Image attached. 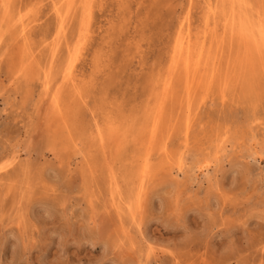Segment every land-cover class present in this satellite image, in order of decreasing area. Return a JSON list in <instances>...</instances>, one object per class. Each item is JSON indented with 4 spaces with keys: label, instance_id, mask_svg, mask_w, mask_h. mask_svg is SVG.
I'll use <instances>...</instances> for the list:
<instances>
[{
    "label": "rangeland",
    "instance_id": "1",
    "mask_svg": "<svg viewBox=\"0 0 264 264\" xmlns=\"http://www.w3.org/2000/svg\"><path fill=\"white\" fill-rule=\"evenodd\" d=\"M263 12L264 0H0V264H264V50L238 19ZM180 37L189 68L164 101Z\"/></svg>",
    "mask_w": 264,
    "mask_h": 264
},
{
    "label": "bare ground",
    "instance_id": "2",
    "mask_svg": "<svg viewBox=\"0 0 264 264\" xmlns=\"http://www.w3.org/2000/svg\"><path fill=\"white\" fill-rule=\"evenodd\" d=\"M85 1V0H84ZM90 1V0H89ZM7 2V1H6ZM63 2V1H62ZM76 2V1H75ZM92 2V1H91ZM239 2V1H238ZM70 3V1L68 2V4ZM77 3V2H76ZM85 3V2H84ZM230 3V2H229ZM240 3V2H239ZM243 3V2H242ZM9 4V3H8ZM72 4V3H71ZM247 4V3H246ZM7 4H5L4 6H6ZM65 5V4H64ZM91 5H92V3H91ZM240 5V4H239ZM243 5H245L244 3H243ZM254 5V4H253ZM8 6V5H7ZM70 6V5H69ZM68 6V8H71V7H69ZM72 6V5H71ZM236 6V5H235ZM76 7V6H75ZM257 7V6H256ZM7 8V7H6ZM66 8V7H65ZM68 8H66V9H68ZM238 8V7H237ZM239 8H241V7H239ZM247 8H249V7H247ZM3 9V8H2ZM88 9V8H87ZM231 9V8H230ZM254 9H255V7H254ZM6 10V9H5ZM235 10H237V9H235ZM240 10H242V9H240ZM63 11V10H62ZM70 11V10H69ZM80 11V10H79ZM66 12V11H65ZM83 12V11H82ZM229 12V11H228ZM238 12V11H237ZM240 12V11H239ZM238 12V13H239ZM67 13H70V12H67ZM79 13V12H78ZM87 13V12H86ZM92 13V12H91ZM252 13V12H251ZM264 13V12H263ZM5 14V17H6V15H7V13H6V11H4V13H3V15ZM29 14V13H28ZM66 14V13H65ZM225 14V13H224ZM230 14V13H229ZM242 14H244V13H242ZM73 15H74V13H73ZM86 15H88L89 16V14H86ZM257 15V14H256ZM69 16V15H68ZM70 16H71V13H70ZM229 16V15H228ZM238 16V15H237ZM243 17H241V16H239L238 17V19L240 20L239 22V24H241V28L243 29L242 31H243V34L241 33V36L242 35H244V38H245V42L246 41H248V43H249V47L251 46V48H256V45H257V43L258 42H261L262 44H263V50H264V24L262 23V20H261V17L260 18H257L255 21H254V19H252V17L250 18H248V16H247V14L245 13V15H242ZM85 18V20H86V16H84ZM224 17V16H223ZM230 17H232V15L230 16ZM240 17H241V19H240ZM244 18V19H243ZM254 18V17H253ZM64 19H65V16H64ZM66 19H68V18H66ZM87 19H88V17H87ZM63 20V19H62ZM80 20H81V18H80ZM89 20V19H88ZM88 20H86L87 22H88ZM184 20H185V18H184ZM233 20H235V19H233ZM237 20V19H236ZM85 21V22H86ZM187 21V20H186ZM227 21V20H226ZM225 21V23H227ZM230 21H232V18H231V20ZM16 22H18V23H20V25H21V27L19 28V29H21L20 31L25 35V33H28L27 31L29 30V25L26 23H22L21 21H20V19L18 20L17 19V21ZM81 22V21H80ZM238 22V21H237ZM237 22H236V24H237ZM18 23H17V25H18ZM63 23V22H62ZM182 24H183V22H181ZM233 23V22H232ZM83 24V23H82ZM182 24L180 25V26H182ZM238 24V25H239ZM87 25V24H86ZM231 25V24H230ZM235 25V24H234ZM12 26V25H11ZM15 28H17L16 27V24L15 25H13ZM229 26V25H228ZM84 27V28H83ZM78 28H79V26H78ZM82 28L83 29H86V27H85V24H84V26L82 25ZM81 28V29H82ZM88 28V27H87ZM179 28V27H178ZM181 28V27H180ZM227 28V27H226ZM231 28H235V27H231ZM89 30H90V28H88ZM230 29V28H229ZM229 29H226V30H229ZM235 30V29H234ZM240 29H238L237 31H239ZM19 31V32H20ZM81 31V30H80ZM79 31V32H80ZM232 31V30H231ZM87 32V31H86ZM180 32V31H179ZM233 32H236V31H232V33ZM240 33V32H239ZM84 34V33H83ZM181 34V33H180ZM234 34V33H233ZM26 35H29V34H26ZM178 35V34H177ZM232 35V34H231ZM237 35V34H236ZM22 36V35H21ZM20 36V37H21ZM84 36V35H83ZM80 37V39L78 40V46L81 44V42H82V40L85 42V40H84V37ZM219 36V35H218ZM235 36V35H234ZM238 36H240V35H238ZM19 37V38H20ZM24 37V36H23ZM59 37V36H58ZM62 37V36H61ZM232 37V36H231ZM20 39H22V40H24L22 37L20 38ZM88 39V38H87ZM240 39V38H239ZM242 39H243V37H242ZM220 40V39H219ZM218 40V41H219ZM222 40V39H221ZM237 40V39H236ZM235 40V41H236ZM223 41V40H222ZM87 42V41H86ZM85 44V43H84ZM185 44H186V42H185V38L184 37H180V38H177V41H176V44H175V46H174V51H172L173 52V56H172V61H171V70H170V75H168V77H169V79L168 80H166L167 81V83L165 84V90L163 89L162 91H164V97H165V99H164V97H163V99H164V101L167 99V95H168V93H169V90H170V87H171V83H172V80L174 79V77L176 76V73H177V71H178V69H181V68H185L184 70H187L188 68H189V63H188V58H187V56L185 55ZM222 44V43H221ZM231 44V43H230ZM222 45H224V43L222 44ZM197 46V45H196ZM219 46H220V44H219ZM258 46V45H257ZM262 47V46H261ZM71 48V47H70ZM75 48V47H74ZM81 48V47H80ZM79 48V49H80ZM199 48V47H198ZM260 48V47H259ZM78 49V50H79ZM191 50V49H190ZM223 50V49H222ZM250 50V49H249ZM24 51V50H23ZM80 51V50H79ZM255 51V50H254ZM257 51H258V49H257ZM22 52V51H21ZM244 52H245V49H244ZM69 53V52H68ZM76 53H78V51L76 52ZM252 53V52H251ZM72 54V53H71ZM74 54V56H75V53H73ZM254 54V53H253ZM246 55V54H245ZM244 55V56H245ZM248 55V54H247ZM249 55H251V54H249ZM248 55V56H249ZM263 55V54H262ZM25 56V55H24ZM24 56H23V58H24ZM30 56V55H29ZM67 56V55H66ZM72 57V58H70L69 59V63H67V66L65 67V69H64V71L62 70V72L64 73L63 74V76H62V80L61 81H63L66 85L67 84H69L70 86H71V84H73L74 82H75V80H76V77H77V75H75V73H74V71H75V57ZM243 56V55H242ZM32 57V56H31ZM222 57V56H221ZM23 58H21V59H23ZM30 58V57H29ZM53 58V57H52ZM69 58V57H68ZM201 58V57H200ZM256 58V57H255ZM98 59V58H97ZM192 59V58H191ZM195 59V58H194ZM213 59V58H212ZM222 59V58H221ZM29 60V59H28ZM71 60V61H70ZM256 59H254V63L256 62L255 61ZM21 62H22V64H23V61L22 60H20ZM49 61V60H48ZM54 61V60H53ZM244 61H248V59H247V57L245 56L244 57ZM258 61V60H257ZM64 62H65V60H64ZM25 63H27L28 64V62H25ZM221 63V62H220ZM245 63V62H244ZM27 64H25V65H27ZM92 64V63H91ZM95 64V63H94ZM256 64V63H255ZM194 65V64H193ZM23 66V65H22ZM21 66V67H22ZM51 66V65H50ZM63 66H64V64H63ZM195 66V65H194ZM241 66V65H240ZM19 67H20V64H19ZM259 67V66H258ZM195 68H196V66H195ZM194 68V69H195ZM20 69V68H19ZM22 69V68H21ZM20 69V70H21ZM105 69V68H104ZM191 69H192V67H191ZM194 69H192V70H194ZM254 69V68H253ZM252 69V70H253ZM22 71V70H21ZM20 71V72H21ZM24 71H26L25 69H24ZM23 72V71H22ZM204 72V71H203ZM256 72V71H255ZM25 73V72H24ZM206 73H207V71H206ZM77 74V73H76ZM199 74V73H198ZM200 74H203V73H201L200 72ZM212 74V73H211ZM208 75V73L206 74V76ZM202 76V75H201ZM204 77H205V74L203 75ZM202 76V77H203ZM210 76V75H209ZM208 76V77H209ZM212 76V75H211ZM167 77V78H168ZM197 77V76H196ZM159 78V77H158ZM240 78V77H239ZM48 79V78H47ZM207 79V78H206ZM209 79V78H208ZM221 79V78H220ZM79 80V79H78ZM198 80L200 81V79L198 78ZM47 81V80H46ZM60 81V80H59ZM80 81V80H79ZM209 81H210V79H209ZM62 82V83H63ZM56 83H58V82H56ZM76 83V82H75ZM165 83V82H164ZM50 84H51V82H50ZM61 84V83H60ZM204 84V83H203ZM203 84H201V85H203ZM46 85V84H45ZM54 85V84H53ZM58 85H59V83H58ZM64 85V84H63ZM79 85H80V83H79ZM153 85V84H152ZM161 85V84H160ZM172 85H173V83H172ZM199 85V84H198ZM201 85H199V87L201 86ZM50 86H52V85H50ZM60 86V85H59ZM58 86V87H59ZM73 86V85H72ZM71 86V87H72ZM163 86V85H162ZM206 86V85H205ZM66 87V86H65ZM158 87V86H157ZM156 87V88H157ZM50 88V87H49ZM62 88H64V87H62ZM163 88V87H162ZM53 89V88H52ZM65 89V88H64ZM63 89V90H64ZM68 89H69V87H68ZM74 89V88H73ZM161 89V88H160ZM174 89V88H173ZM182 89V88H181ZM186 89V88H185ZM184 89V90H185ZM204 89V88H203ZM55 90H56V88H55ZM156 90V89H155ZM155 90H154V92H155ZM183 90V89H182ZM48 91H51L50 89H48ZM57 91H59V92H61L59 89L57 90ZM57 91H54L55 93H57ZM65 91V90H64ZM69 91V90H68ZM151 91H152V89H151ZM150 91V92H151ZM63 92V91H62ZM61 92V93H62ZM153 92V91H152ZM151 92V93H152ZM159 93H161L160 91H158ZM180 92V91H179ZM60 93V94H61ZM150 93V94H151ZM170 93H171V90H170ZM189 93V92H188ZM58 94L59 93H57V96H58ZM162 94V93H161ZM155 95H156V92H155ZM179 95V94H178ZM56 96V98H55V101L57 102L58 101V97ZM152 96H154L153 94H152ZM163 96V95H162ZM171 96V95H170ZM169 96V97H170ZM157 97H159V94H158V96ZM161 97V96H160ZM159 97V98H160ZM180 97V96H179ZM61 98V97H60ZM59 98V99H60ZM152 98V97H151ZM156 98V97H155ZM154 98V99H155ZM162 98V97H161ZM192 98V97H191ZM193 98H195V97H193ZM170 99V98H169ZM162 100V99H161ZM185 100V99H184ZM190 100V99H189ZM52 101V100H51ZM61 101V100H60ZM156 101V100H155ZM194 101V100H193ZM153 102V101H152ZM188 102V101H187ZM151 103V102H150ZM189 104H190V102H188ZM187 103V104H188ZM56 104V103H55ZM192 104V103H191ZM53 105H54V103H53ZM163 105V104H162ZM171 105V104H170ZM58 106V105H57ZM56 106V107H57ZM183 106V105H182ZM189 106V105H188ZM187 106V108H189ZM163 107V106H162ZM162 107H160V110H162L161 108ZM59 108V107H58ZM57 108V109H58ZM56 109V108H55ZM151 109V108H150ZM58 110H60V109H58ZM57 111V110H56ZM181 111V110H180ZM57 112H59V111H57ZM63 113V112H62ZM159 113H161V111L159 112ZM126 117V116H125ZM156 117V116H155ZM168 117H171L170 115H168ZM146 118V117H145ZM158 118H160V117H158L157 116V118L156 119H158ZM166 118V117H165ZM152 119V118H151ZM156 119H154V123H156L155 125H156V128H158V126L160 127V128H158V129H160L161 130V128H163V126L161 127L159 124L160 123H158V122H155V120ZM172 119H173V117L172 118H170V120H171V122H172ZM150 120V119H149ZM166 120V124H168V123H170V121L167 123V119H165ZM153 121V120H152ZM156 121H158V120H156ZM161 121H163V120H161L160 119V121L159 122H161ZM148 123V122H147ZM150 123V122H149ZM149 123H148V126H150L149 125ZM110 124V123H109ZM108 124V125H109ZM146 124V123H145ZM162 124H163V122H162ZM161 124V125H162ZM171 124H173V123H171ZM117 124H115L114 126H113V128L114 127H118V126H116ZM140 125H141V123H140ZM151 125H153V126H151L150 128L152 129V127H153V129L155 128L154 127V124H152V122H151ZM158 125V126H157ZM170 126V125H169ZM97 127V126H96ZM108 127H111L112 128V126H107V128ZM166 127H168V125L166 126ZM173 127H175V126H173ZM173 127H171V128H173ZM99 128H101L100 126L97 128V129H99ZM112 128V129H113ZM122 128V127H121ZM124 128V127H123ZM141 128V127H140ZM147 128V127H146ZM149 128V127H148ZM148 128H147V131H148ZM149 128V129H150ZM110 129V128H109ZM109 129H107V130H109ZM115 129L116 128H114V131H115ZM118 129H120V128H118ZM153 129L152 130H150V131H153ZM174 129V128H173ZM100 130V129H99ZM102 130V129H101ZM100 130V131H101ZM106 130V132H108ZM127 130H128V128H127ZM155 130H157V129H155ZM163 130H164V128H163ZM162 130V131H163ZM165 130H166V128H165ZM167 130H170V127H169V129H167ZM97 131V130H96ZM110 131H112V130H110ZM113 131V132H114ZM98 132V131H97ZM117 133H118V131H116ZM123 132V131H122ZM124 132H126V131H124ZM169 132V131H168ZM112 133V132H111ZM121 133V132H120ZM154 134H157V131L155 132H153ZM160 133V132H159ZM122 134V133H121ZM134 134V133H133ZM161 134V133H160ZM163 134V133H162ZM161 134V135H162ZM96 135H97V133H96ZM102 135H104V134H102ZM101 135V136H102ZM135 135V134H134ZM151 135H153V134H151ZM158 135V134H157ZM160 135V136H161ZM98 136V135H97ZM100 136V137H101ZM124 136H125V133H124ZM154 136V135H153ZM99 137V136H98ZM103 137H105V136H103ZM102 137V139L101 140H103L104 138ZM129 137V136H128ZM106 138H108V137H106ZM99 139V140H100ZM120 139V138H119ZM123 139H125V138H123ZM152 139V138H151ZM108 140V139H107ZM106 140V142H111V141H107ZM112 140V139H111ZM104 141V140H103ZM140 141V140H139ZM106 142H105V144H106ZM153 142H154V140H153ZM161 142H163V141H160V143ZM170 143V142H169ZM98 144V143H97ZM102 144V143H101ZM103 144H104V142H103ZM152 144H154V143H152ZM152 144H151V146H152ZM164 144H165V142H164ZM166 145V144H165ZM99 146V145H98ZM104 146V145H103ZM106 146V145H105ZM151 146H149V147H151ZM168 146V145H167ZM160 148V147H159ZM163 148V147H162ZM104 149V148H103ZM177 149V148H176ZM158 150V149H157ZM104 151V150H103ZM148 153H150V151H148ZM105 154V153H104ZM153 155H155V154H153ZM152 155V156H153ZM152 156H151V158H152ZM107 157V156H106ZM150 158V159H151ZM154 158V157H153ZM155 159V158H154ZM176 159V158H175ZM15 160V159H14ZM150 161V160H149ZM153 162V161H152ZM149 164H151L150 162H149ZM146 165H148L147 163H146ZM154 165V164H153ZM147 167V166H146ZM148 167H149V165H148ZM154 169V168H153ZM146 170H148L147 168H146ZM143 171V170H142ZM141 171V172H142ZM149 171V170H148ZM147 172V171H146ZM150 174V173H149ZM148 174V175H149ZM151 174H152V172H151ZM150 174V175H151ZM142 175V174H141ZM107 176V175H106ZM149 177V176H148ZM143 179H144V177H143ZM113 188V187H112ZM114 190H116L115 188H114ZM113 191V190H112ZM114 193H115V191H113ZM113 193V194H114ZM120 198V197H119ZM112 200V199H111ZM112 202V201H111ZM114 205V204H113ZM129 205V204H128ZM131 205V204H130ZM114 207V206H113ZM129 208V207H128ZM115 209V208H114ZM131 208H129L128 210H130ZM132 210V209H131ZM132 212V211H131Z\"/></svg>",
    "mask_w": 264,
    "mask_h": 264
}]
</instances>
